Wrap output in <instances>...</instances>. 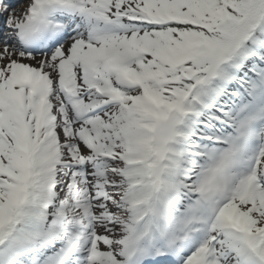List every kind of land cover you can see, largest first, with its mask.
Segmentation results:
<instances>
[{
  "label": "snow or ice",
  "instance_id": "1",
  "mask_svg": "<svg viewBox=\"0 0 264 264\" xmlns=\"http://www.w3.org/2000/svg\"><path fill=\"white\" fill-rule=\"evenodd\" d=\"M0 264H264V0H0Z\"/></svg>",
  "mask_w": 264,
  "mask_h": 264
}]
</instances>
